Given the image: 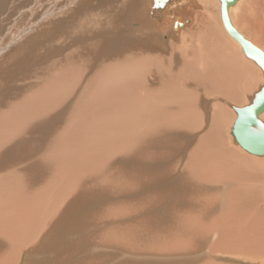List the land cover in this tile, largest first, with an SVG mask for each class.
<instances>
[{"label": "bare ground", "instance_id": "bare-ground-1", "mask_svg": "<svg viewBox=\"0 0 264 264\" xmlns=\"http://www.w3.org/2000/svg\"><path fill=\"white\" fill-rule=\"evenodd\" d=\"M85 1L24 0L0 38L3 55L40 34L0 68V264L106 263L70 258L96 248L264 259V157L225 145L259 66L222 20L216 33L211 0H190L193 23L166 41L151 0Z\"/></svg>", "mask_w": 264, "mask_h": 264}, {"label": "rangeland", "instance_id": "rangeland-1", "mask_svg": "<svg viewBox=\"0 0 264 264\" xmlns=\"http://www.w3.org/2000/svg\"><path fill=\"white\" fill-rule=\"evenodd\" d=\"M23 1L24 0H0V28H1L0 29V38H1L2 35L6 34V30L10 26L9 24L13 23V19H14L13 17L15 16L16 12H18V10L23 8L24 5L26 4L25 3L24 5H22ZM191 1L190 0H171V1H169V3L165 4L166 5L165 8L160 10L161 14L158 15V17L159 18L161 17V21H163V19H165V18L169 19L170 21H172V23L170 22L168 29L162 34L163 40L166 41L169 38L170 35L178 33L179 31L183 30L185 27H187L188 25H191V23H193L192 17H191V13H189L187 11V8L185 7V5L186 4H190ZM7 2H11V4L9 5V10L6 9ZM89 2H90V4H93L94 2L96 3L97 1L96 0H88V1L86 0L85 1L86 4H89ZM251 2H253V0H237L235 2V4L229 8V12H228L229 18H230V21L233 24V26L245 38H247L248 40H250L251 42L256 44L258 47H260L262 50H264V30L262 31V29H260V23H261V21L264 20V17L263 16L255 17L256 19L253 20L252 26L248 25L247 22H246L247 19L250 17V15L254 14V12L251 13V9H253V8H249L248 7V5L251 4ZM177 6L182 7L180 9V11H178L179 13L175 9ZM183 6H184L185 10L183 9ZM209 6H210V11H209L210 21L215 26L216 33H218L219 35H222V31H221V29H222V26H221V15H220V1L219 0H211ZM255 6L262 8L261 2L257 3V5H255ZM188 8H190V7H188ZM254 10L255 9H253V11ZM139 21H141V19L133 20L130 23V27H138L139 26L138 24H140ZM20 22H21V19H18L17 21H15L13 23L14 27H15V25L19 26ZM174 22H179V23H182V24H181V26L178 25L176 28H174L173 27V23ZM141 24H142V22H141ZM34 31L30 32L29 34H26L23 37L24 42H23V39L17 40V42L14 43L13 47L11 49H9V50H12V51H10L12 54L17 53L14 57H11L12 54L10 52L9 53L6 52V53H4L2 55L1 51H0V68L5 66L6 64L7 65L8 64L11 65L12 61H13V64L19 65L20 67H22L24 62H20L21 59L24 58L25 56H29L28 53H33V52L37 51V50H24V51H22L23 47L26 45V39L27 38H25V37H27V35H29L30 37H32L34 35V33H35V37H38L40 35V34H38L39 33L38 29H37L38 33H36V29ZM20 42H22L23 44L20 43ZM20 45H22L23 47L21 46L22 47L21 48ZM16 50H18V51H16ZM237 50H238V48H237ZM238 53L239 54L241 53L242 57L248 59L244 55V53L242 54V52H240V51ZM36 63H38V61H36ZM259 69H260V71H259V78L258 79H259V83H260V87H261V86H264V72H263V70H262V68L260 66H259ZM257 89L249 91L244 96L245 100L243 102H241V103H231L230 102L228 104V108H229L230 111H232L234 113L235 118H236V112H235V110L232 107L233 106L242 107V106H244L246 104H249L251 102V100L253 99L254 95L257 92L260 91L259 89L258 90ZM259 119L260 120L261 119L264 120V111L259 115ZM231 125L229 126V128L225 127V133L227 134V138H228L227 139L228 142L226 141L225 145L226 146H230L231 148H233L235 150H238L240 152H244L246 155H249L250 157H254V158L260 157V156L252 155V154L246 152L245 150L241 149L236 144V142L233 139V136L231 135V131H230ZM261 189H262L261 190V194H262L261 195V198H262L261 202L264 203V195H263L264 194V184H263V187ZM96 249L97 250L94 249L93 252H91L88 256H87V254L86 255L81 254L82 256L81 255L78 256L77 254L74 255V253H73L72 254L73 256H70V258H71V260L73 262L76 263L81 258H85L87 261H91L95 257L96 258H100V256L101 257H103V256L105 257V256L109 255V259L107 260L106 263L104 262V264H121V263H123V264H144L145 260L147 262L152 261V262L157 263V264H170L169 261L170 262L178 261L177 263H186V264H191L193 262L192 259L189 260V259L185 258L182 253L172 254V255H169V256L163 254V255H159V256L158 255H156V256L154 255V256H149V257H147L146 255L143 256V254H139L137 256L132 257V256H130L128 250H120L119 249V252H118L116 249H113V248H110V249L105 248V249H100V250H99V248H96ZM198 253L200 254L201 252H198ZM97 255H99V256H97ZM203 255H204V253H203ZM228 257L229 256L226 257L224 255L222 257H220L221 263L223 262L224 264H264V259L259 260L258 258H253L252 257V258H250L248 260H244L241 257H234V258H228ZM141 260L143 262H141ZM23 263H25V262L22 261V260L19 262V264H23ZM33 263H35V262H33V260H32L30 262V264H33ZM38 264H47V263L45 261H40Z\"/></svg>", "mask_w": 264, "mask_h": 264}, {"label": "water", "instance_id": "water-1", "mask_svg": "<svg viewBox=\"0 0 264 264\" xmlns=\"http://www.w3.org/2000/svg\"><path fill=\"white\" fill-rule=\"evenodd\" d=\"M171 0H151V5L160 11ZM237 0H220L221 20L226 31L241 45L244 54L255 61L264 72V52L247 40L232 25L229 18V7ZM236 118L231 125V135L236 144L246 152L264 156V122L259 115L264 111V86L255 94L249 104L242 107H232Z\"/></svg>", "mask_w": 264, "mask_h": 264}, {"label": "snow or ice", "instance_id": "snow-or-ice-1", "mask_svg": "<svg viewBox=\"0 0 264 264\" xmlns=\"http://www.w3.org/2000/svg\"><path fill=\"white\" fill-rule=\"evenodd\" d=\"M90 193L87 191V190H85V192H84V195L85 196H88Z\"/></svg>", "mask_w": 264, "mask_h": 264}]
</instances>
